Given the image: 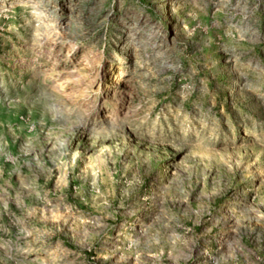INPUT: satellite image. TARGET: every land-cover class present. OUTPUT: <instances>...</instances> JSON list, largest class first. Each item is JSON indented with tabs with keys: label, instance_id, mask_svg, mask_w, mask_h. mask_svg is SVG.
Segmentation results:
<instances>
[{
	"label": "rangeland",
	"instance_id": "374dc122",
	"mask_svg": "<svg viewBox=\"0 0 264 264\" xmlns=\"http://www.w3.org/2000/svg\"><path fill=\"white\" fill-rule=\"evenodd\" d=\"M0 264H264V0H0Z\"/></svg>",
	"mask_w": 264,
	"mask_h": 264
}]
</instances>
